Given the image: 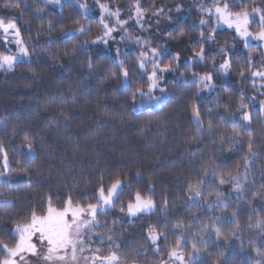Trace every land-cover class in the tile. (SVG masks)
Listing matches in <instances>:
<instances>
[{"label":"snow or ice","instance_id":"6c2138e0","mask_svg":"<svg viewBox=\"0 0 264 264\" xmlns=\"http://www.w3.org/2000/svg\"><path fill=\"white\" fill-rule=\"evenodd\" d=\"M41 2L46 7L63 9L62 0ZM73 3L79 8V14L88 19L89 13L93 11L88 0H73ZM93 3L98 9L95 20L99 25V31L93 38L80 39L92 32V24H81L77 20L73 21L77 27L51 38L55 24L49 20L46 31L50 38L39 49L35 45L39 43L40 32L36 33V40L31 36L25 40L24 30L17 17L0 15V71L12 72L17 66L31 65L33 57L43 55L60 59L62 52L63 57L73 62L83 56L82 67L91 77L97 71L96 56L103 54L102 49H97L93 55L92 46L103 45L109 51V59L103 66L104 72L128 93V111L142 113L145 106L149 112L162 110L171 99L167 87L162 86L163 75L178 71L180 54L173 56V63L165 64L163 57L166 48L159 44L153 46V41L142 34L149 30L145 25L152 18H157V25L162 16L173 20L170 14L172 9L167 8L166 4L161 6L157 0H127L126 10L116 0H93ZM261 4H264V0H261ZM4 7H19V3L5 0ZM182 9L183 5L177 3L175 11L180 13ZM197 10L201 16V30L199 39L194 41L199 47L193 51L192 61H206L210 54L205 45L216 41L218 30L224 26L233 30L232 34L243 42L244 48L264 52V7L257 5L255 0H210V3L201 0ZM36 11L40 13L43 9L37 6ZM37 19L42 17L38 15ZM252 23H257L258 31L250 30ZM133 29L139 30L141 34L134 35ZM185 34L182 26L178 31L168 32L167 36L174 39ZM252 41H259L260 47L254 48ZM227 43L225 41L218 45L216 55L221 56V61L217 62L213 58L214 72L209 71L204 75L193 72L185 80L195 85L197 95L215 90L217 73L230 75L234 61L227 54ZM128 44L137 46L136 55L130 63L120 47ZM54 46L55 52L51 50ZM245 60L246 63L237 69L238 75L243 80H250L253 87L259 81L261 88H264V62L256 67L251 52ZM246 72L248 75H245ZM138 84L146 87H137ZM72 87L69 85V88ZM260 95L264 96V92ZM75 96L73 92L69 98L72 103L75 102ZM238 98L239 103L234 110L225 106L219 94L213 101V108L206 111L193 103L189 116V124L193 127L191 134L184 140L193 157L189 171L195 172L194 177L187 178L182 189L187 193L185 203L189 211L197 208L208 211L218 209L222 215L208 216V224H204L203 216H193L191 221L179 218L178 215L169 217L170 201L163 197L157 202L153 198L155 187L151 183L146 189L134 187L133 180L139 184L144 179L141 171H136L130 178L120 173L109 174L107 182L104 174H101L94 182H90V189L78 195L72 192L53 195L49 192L41 196L37 203L27 205L18 214V218L11 220L7 232L0 234V264H139L138 258L147 256L149 252L154 257L152 264H206L202 254L207 252L209 256L212 255L208 252L209 240L214 241L217 251L222 246L221 241L223 245H229L233 240L241 241L240 247L243 249V227L237 210L232 211L231 219L226 210L232 203L233 194L236 201H242L248 198L249 193L248 210L251 214L246 226L257 233L255 237L248 238L254 253L249 259L254 264H264V169L260 172L262 179L258 186L252 169V165L264 157V153L254 150L258 146L253 136V115L250 109L257 103V99L254 96L246 97L243 90L238 93ZM49 102L67 105L69 100L61 92L52 95ZM258 104L259 115L264 117V99H260ZM60 116L67 118L68 113L61 110ZM58 122V118H54L48 127L51 129ZM218 122L225 123L228 131H217ZM261 123L264 124V120ZM19 130L24 131L23 128ZM206 137L212 138V143L216 145L215 154L202 159L197 167L195 160L201 156L200 145ZM242 149L240 159L234 167H229L227 161ZM40 150H43L42 147ZM13 157L17 159L13 160ZM37 158L38 145L33 136L25 133L19 151L0 139V207H16L18 197L14 184L28 178L25 187L32 189L31 170L27 165ZM226 185L230 186L228 191L224 190ZM253 201H259L260 207L252 206ZM157 212L163 218L151 219ZM137 222L140 234L133 243L126 238L128 230L124 225ZM225 223L232 225L227 232L223 231ZM224 259V253L220 252L215 264H223Z\"/></svg>","mask_w":264,"mask_h":264},{"label":"trees","instance_id":"16d2710c","mask_svg":"<svg viewBox=\"0 0 264 264\" xmlns=\"http://www.w3.org/2000/svg\"><path fill=\"white\" fill-rule=\"evenodd\" d=\"M14 2H18L19 7L5 9V0H0V15L16 16L24 30L25 40L30 36L36 40V33L40 32L39 43L35 45L37 49L50 38L46 31L49 20L55 24L51 38L59 37L62 31L77 27V24L73 23L74 20L81 24H92V32L80 39L93 38L99 31V25L95 20L98 9L92 2L89 5L95 8V11L89 13L88 19L79 14L80 10L74 5L73 0H64L62 10L56 6L46 7L41 0H14ZM157 2L161 6L166 4L167 8L172 9L170 14L174 17L171 20L173 25L165 33L150 34L148 39L153 41V46L159 44L166 48L163 57L165 64L173 63V56L176 53L180 54L178 71L169 72L163 83L171 99L162 110L149 112L145 106V111L142 113L128 111V93L114 80H110L104 72L103 66L109 59V51L103 45L92 46L93 55L96 54L97 49H102L103 54L96 56L97 71L91 77L82 67L83 56L73 62L63 57L62 52L60 59L43 55L33 57L31 65L17 66L12 72L0 71V139L19 151V145L27 133L34 137L38 145V158L27 165L31 170L33 187L31 190L25 187L29 182L28 178L22 183L13 185L18 197L16 207H0V234L7 232L11 227V220L18 218V214L22 213L27 205L37 203L41 196L49 192L53 195H63L68 192L78 195L90 189L92 187L90 182H94L101 174H104L107 182L109 174L120 173L130 178L138 170L143 173L144 179L139 184L133 180L134 187L146 189L151 183L155 187L153 198L157 202L163 197L170 201L167 213L169 217L178 215L179 218L191 221L193 216H203L204 224L210 223L207 217L222 215L220 210L208 211L205 208H197L190 212L185 203L187 193L182 189L187 183V178L194 177L195 172L189 171L193 157L190 156L189 145L185 144L184 140L191 134L193 127L189 124L191 105L198 104L206 111L208 108H213V101L218 94L230 110H234L239 103L238 93L241 90L246 97H256L257 103L250 109L253 115V136L258 146L254 150L264 153V124L261 123L264 117L259 115L258 104L260 99H264V96L260 95L264 92V88L257 85L253 87L250 80H243L237 71L246 63L245 57L250 52L256 67H259L260 63L264 62V52L244 48L243 42L232 34L233 31L219 29L216 41H210L205 45L210 54L206 61L194 62L192 54L199 47L194 41L199 39L201 30L199 25L201 16L197 10L200 0H157ZM116 3L127 9V0H116ZM177 3L183 5L180 13L175 11ZM255 3L264 7L261 0H255ZM37 6L43 11L37 13ZM38 15L42 19H37ZM182 26L185 28L184 36L174 39L167 36L168 32L178 31ZM250 30L258 31L257 23H252ZM225 41L228 42L225 45L228 49L227 54L234 61L230 75L217 73L214 80L215 90L197 95L195 85L191 82L186 83L185 80H188L193 72L200 75L209 71L214 72L212 60L214 58L217 62L221 61V56L216 53L218 45L224 44ZM254 48L259 47L254 46ZM51 50L55 52L56 47ZM136 51L137 48L133 47L125 53L129 63L135 57ZM245 75L248 73L246 72ZM69 85L73 87L69 88ZM136 86L146 87L143 84ZM61 92L64 98L69 100L67 105L49 102L52 95ZM73 92L76 93L74 103L69 99ZM229 97L232 99L229 100ZM61 110L68 113L67 118L60 116ZM221 114H223L222 109ZM54 118H58L59 122L50 129L48 124L53 123ZM20 128L24 131H20ZM217 131H228L227 125L218 122ZM215 147L212 138L204 139V143L200 145L201 156L195 160L197 167L202 159L215 154ZM242 152L243 149L227 161L229 167H234ZM15 159L17 157H13V160ZM252 169L258 186L262 179L260 172L264 169V157L253 164ZM229 188L230 186L226 185L224 190ZM250 197L251 193L245 200H233L226 210L229 219L232 211L237 210L239 222L243 227V249L240 247L241 241L233 240L230 246L223 245L221 241L222 246L217 251L214 241L209 240L208 252L212 255L209 256L207 252L202 254L206 264H215L220 252L225 256L223 264H254L249 259L254 253L248 238L255 237L257 233L246 226L251 214L248 210ZM212 198L214 199V194ZM252 206L259 208L260 202L253 201ZM156 218H163L162 214L157 212L151 217L153 220ZM124 227L132 229L135 226L125 223ZM231 227V224L225 223L223 231L227 232ZM126 238L131 242L136 240L131 233H127ZM153 260L154 257L149 252L144 261L152 264Z\"/></svg>","mask_w":264,"mask_h":264},{"label":"rangeland","instance_id":"374dc122","mask_svg":"<svg viewBox=\"0 0 264 264\" xmlns=\"http://www.w3.org/2000/svg\"><path fill=\"white\" fill-rule=\"evenodd\" d=\"M64 0H62V2H63ZM90 2H92L93 3V0H88V4L90 3ZM200 2H201V0H200ZM204 2L205 3H210V0H204ZM92 9H93V11L92 12H94L95 11V8H93L91 5H89ZM92 12H90V13H92ZM157 18H152V20L149 22V24H146L145 26L146 27H148L149 28V30L147 31V32H144L142 35H144L145 37H149L150 36V34H152V33H165V32H167L169 29H171V27H172V21L171 20H168L166 17H159V19H160V24L159 25H157L156 23H155V20H156ZM221 29H227L226 28V26H224V27H222ZM228 30H230V31H233V30H231V29H228ZM133 34L134 35H140L141 33L139 32V30H137V29H133ZM252 44H253V46H255V47H260V42L259 41H252ZM105 47V46H104ZM120 47H121V52L122 53H127L129 50H131L133 47H136L137 48V46L136 45H134V44H128L127 46H125V45H120ZM105 48H107V47H105ZM108 49V48H107ZM169 73V72H168ZM168 73H165L164 75H163V82H162V86H163V83L166 81V76H167V74ZM257 86H259V87H261L260 86V82L258 81L257 82V84H256ZM159 93H157V95H158ZM229 190V189H228ZM228 190H226V191H228ZM233 200H235V194H233V198H232V202H233ZM134 226L135 227H132V229H128L127 228V233H131L135 238H136V240L138 239V237H139V222H137V223H135L134 224ZM193 231H194V229H193ZM136 240H133L132 242L133 243H135V241ZM229 246H230V244H229ZM148 255V254H147ZM145 258H146V256H141V257H139L138 259H139V264H147L144 260H145Z\"/></svg>","mask_w":264,"mask_h":264}]
</instances>
